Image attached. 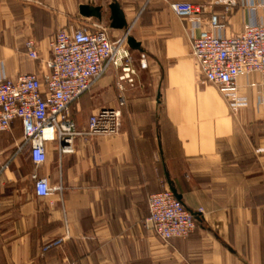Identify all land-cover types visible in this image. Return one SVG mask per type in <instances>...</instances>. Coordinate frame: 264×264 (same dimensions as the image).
<instances>
[{"label": "crops", "instance_id": "obj_1", "mask_svg": "<svg viewBox=\"0 0 264 264\" xmlns=\"http://www.w3.org/2000/svg\"><path fill=\"white\" fill-rule=\"evenodd\" d=\"M177 2L203 7L197 23L172 13ZM83 5L101 17H82ZM213 16L232 37L264 25V0H0V79L45 75L61 29L98 23L138 44L132 85L110 70L72 108L79 131L120 109L117 135L77 137L62 156L47 143L37 168L24 151L0 176V264H264V74L240 76L235 95L204 81L191 43ZM21 139L19 120L0 133V164ZM35 173L61 191L35 196ZM168 180L198 216L185 239L164 241L148 221Z\"/></svg>", "mask_w": 264, "mask_h": 264}, {"label": "built area", "instance_id": "obj_2", "mask_svg": "<svg viewBox=\"0 0 264 264\" xmlns=\"http://www.w3.org/2000/svg\"><path fill=\"white\" fill-rule=\"evenodd\" d=\"M169 8L179 19L195 23L203 10L202 6L187 2L171 3ZM219 27L217 17L213 16L208 29L192 41L190 53L206 83L222 93L235 95L240 76L264 74V25H246L240 34L228 38L215 33ZM128 34L111 40L106 27L98 23L61 29L50 44V57L44 63L45 75L0 79V133L9 131L15 120H19L22 129L21 141L0 164V176L24 151L29 152L37 168L46 162L47 143H57V153L62 156L74 153L77 137L117 135L120 109L106 107L95 111L88 118L85 130L79 131L72 108L110 70L118 73L120 83L133 84L135 68L127 44ZM25 48L30 59L38 60L33 42L28 41ZM122 104L120 98L119 105ZM31 180L37 197L61 191L60 186H51L48 177H38L35 173ZM148 209V221L155 235L164 241L185 239L195 231L197 214L188 211L168 189L149 196Z\"/></svg>", "mask_w": 264, "mask_h": 264}, {"label": "water", "instance_id": "obj_3", "mask_svg": "<svg viewBox=\"0 0 264 264\" xmlns=\"http://www.w3.org/2000/svg\"><path fill=\"white\" fill-rule=\"evenodd\" d=\"M110 8H111V10L113 12L114 18L117 17L116 7L114 5H112ZM79 11H80V15L82 17H85V18L95 17V18L99 19L101 17L99 8H92V7L83 5V6L79 7ZM127 44H128V47L130 49H133V50H137L138 49V44H136L134 42V40L132 38H130L129 36L127 38ZM168 185H169L170 192L173 194V196L176 198V200L179 201L180 203H182V201H181L182 197L180 195H178V193L176 192V190L173 187H171V183H170L169 180H168Z\"/></svg>", "mask_w": 264, "mask_h": 264}, {"label": "rangeland", "instance_id": "obj_4", "mask_svg": "<svg viewBox=\"0 0 264 264\" xmlns=\"http://www.w3.org/2000/svg\"><path fill=\"white\" fill-rule=\"evenodd\" d=\"M131 57H132L133 65L135 66L136 58L134 57V54L131 53Z\"/></svg>", "mask_w": 264, "mask_h": 264}, {"label": "trees", "instance_id": "obj_5", "mask_svg": "<svg viewBox=\"0 0 264 264\" xmlns=\"http://www.w3.org/2000/svg\"><path fill=\"white\" fill-rule=\"evenodd\" d=\"M196 221H197V219H196Z\"/></svg>", "mask_w": 264, "mask_h": 264}]
</instances>
